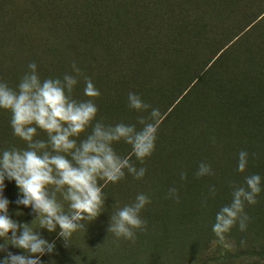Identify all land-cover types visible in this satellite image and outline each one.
<instances>
[{"label": "rangeland", "instance_id": "1", "mask_svg": "<svg viewBox=\"0 0 264 264\" xmlns=\"http://www.w3.org/2000/svg\"><path fill=\"white\" fill-rule=\"evenodd\" d=\"M91 1L0 0V81L6 83L4 76L7 75V79L12 78V83L19 82L30 63L37 65L41 80L73 75L72 65L75 64L82 75L77 78L78 84L81 83L78 96L72 94L73 97L85 98L82 93L85 78L91 79L95 87L99 86L100 96L94 100L98 108L97 120L107 125L136 124L138 117H146L147 112L128 108L130 92L159 110L155 149L142 164L135 159L133 163L137 162L138 169H146L139 180L145 192H149L150 179L155 174L157 179H162V197L156 204L151 195L152 202L146 207L145 219L142 217L146 226L143 231H137L134 241L105 234L114 246L103 256L104 264H134L132 253L138 256L141 264H264V88L259 86L263 78L258 77V72L252 74L246 68L248 62L257 63L264 57V46L257 35L248 41L252 55L238 49L237 56L226 62L232 64L230 70L224 65L210 75L211 79L205 77L193 87L199 71L246 30L253 17L240 21L242 14L247 11H253L259 17L264 14V0H255L249 8L246 4L249 0H239L231 5L234 19L239 20V24L221 44L214 40L229 25L228 2H198L199 10H207L212 20L207 21L206 25H210L204 33L198 32L200 39L195 42L191 34H185L184 24L180 22L184 15L182 9L186 8L184 2L164 1L165 21L154 32L142 34L140 31L135 38H128L132 47L130 53L124 55V64L129 80L128 86L121 89V97L108 94V89L101 86L102 67H94L87 73L91 67L89 53L83 56L84 60H74L73 50L85 54L87 45L77 43L78 37L71 39L72 42L66 39L67 36L57 39L61 34L58 28H65L66 32L67 28H75L73 24L57 23L58 13L64 12L66 6L80 21L81 8ZM121 2L113 0L110 5L115 10ZM169 5L175 9L168 11ZM152 16L151 11L142 12L145 20ZM53 29L57 30L53 32ZM54 33L59 34L57 38H52ZM139 44L151 48L155 55L144 54L140 63L132 64V60L139 58L136 53ZM111 46L115 47L113 43ZM131 66L133 71L129 72ZM131 77L137 80L132 83ZM12 83L6 84L12 88ZM218 96L234 97L235 107L218 103ZM242 99L246 102H241ZM4 115L7 112L0 111V119L5 118ZM35 138L45 139V134L38 130ZM16 147H24V144L18 139ZM113 147L121 156L130 152L129 146L122 142ZM240 151L248 153L243 173L236 170ZM201 163L210 166V175L196 176ZM182 172L185 174L183 180L180 178ZM252 174L261 176L262 191L256 197L255 205L245 204L244 213L249 218L246 230L241 232L233 226L225 234L223 243L215 242L217 238L211 228L216 212L230 203L233 188L242 185L244 177ZM129 180L135 182L136 179L126 173L124 182L116 183L110 191L113 195L105 198L104 212L87 223L83 232H74L66 243L55 232L41 230L42 238L55 243L54 252L41 258L42 264H90L88 249L100 241L97 230L103 219L128 203L123 185ZM172 188L176 189L175 198L168 197ZM212 188L215 189L214 197L210 195ZM3 195L9 200L11 219L17 223L32 222L35 217L30 214L31 209L17 207L14 203L17 198L14 182L5 181ZM32 227L35 229L37 224L34 222ZM7 251L21 254L20 250L11 247Z\"/></svg>", "mask_w": 264, "mask_h": 264}, {"label": "clouds", "instance_id": "2", "mask_svg": "<svg viewBox=\"0 0 264 264\" xmlns=\"http://www.w3.org/2000/svg\"><path fill=\"white\" fill-rule=\"evenodd\" d=\"M72 72L41 80L37 65L30 63L15 89L0 81V111L9 113L12 135L24 144L22 148L0 150V264H42L41 258L54 252L55 243L42 238L41 230L55 232L65 243L74 232H83L87 223L104 212L103 188L122 181L125 172L133 179H142L146 169H138L132 158L142 164L155 149L158 109L130 92L128 108L148 115L138 117L136 124L107 125L96 119L94 100L100 92L91 79H84L85 98H73L82 73L75 64ZM38 130L45 139L35 138ZM121 142L130 148L127 156L114 150L113 145ZM247 158L246 151L238 153L237 172L245 171ZM210 174V166H198L197 177ZM180 178H185L183 172ZM6 180L15 184L17 207L31 209L35 217L31 223H17L9 217V200L3 195ZM261 181L259 174H252L233 188L230 203L215 214L211 228L215 242L223 243L233 226L241 232L246 230L249 218L244 213L245 204L257 203ZM210 195L215 196L214 188ZM168 197L175 198L176 189H169ZM148 203L145 194H137L132 203L110 215L107 233L134 241L137 231L146 226L140 213ZM9 247L21 254L7 251Z\"/></svg>", "mask_w": 264, "mask_h": 264}, {"label": "trees", "instance_id": "3", "mask_svg": "<svg viewBox=\"0 0 264 264\" xmlns=\"http://www.w3.org/2000/svg\"><path fill=\"white\" fill-rule=\"evenodd\" d=\"M164 1L166 0H122V4H120L119 7L113 10L112 6L110 5L113 4V0H92L90 3L86 2L85 6L81 8L79 14L80 21H78L77 18H74L69 8L65 6L64 12L62 11V13H58L57 23L61 21L67 24H73L75 25V28H67V32L65 28H58L59 32L61 33L60 37L57 38V35L59 34L54 33L52 35V38L56 37L57 39H63V37L67 36L66 39L72 42L71 39H76V37H78L77 43L87 45L88 52L84 54L80 50H73L72 54L74 60L77 62L81 61L82 59L84 60L83 56L89 53L91 55L89 60V65L91 67L89 70H87V73H89L91 69H94V67H102L104 70L102 74L103 83L101 84V86L108 89V94H114L121 97V89H123L125 86H128L129 80L126 79L128 69L125 67L124 64V55L127 52V54H129L132 47V45H130L128 42V38H132L133 36L135 38L136 35L140 34V31L142 32V34L154 32L157 26L165 21L166 12L163 7ZM179 1H183V5L186 6V8L182 9L184 15H182V19L180 21L184 24L182 27L183 31L186 32L185 34H191L194 41L197 42L200 39L198 32L202 30V32L204 33L205 28L210 25H206V23H208L207 21L212 20L209 14H207V10L201 11L197 6L198 2H204L206 0ZM212 1H217V3L219 2V0ZM221 2H228L227 4H229L227 5L229 25L225 28L224 33L218 35L217 38L214 40L216 44H221L226 39L227 35L230 34L233 29H235L239 24V20L235 21L234 19L233 11L231 10V5L240 1L221 0ZM254 2L255 0L246 1L248 8L253 5ZM170 5L168 6L167 10L173 11L175 7ZM143 11H151L153 16L150 19L145 20L142 17ZM251 17H253L251 19L252 21L249 22V25L247 26L246 30L237 35L235 40L232 41L229 45H225L226 47L223 45L224 48L219 53L217 58L213 60L208 66L205 65L202 68L203 71H199V75H197L193 87L199 85V83H201L202 79L205 77L211 79L213 76L212 74H215V71H217L224 65L227 70H230L232 64H226V62L229 60H233V58L237 56L238 49H241L244 54L252 55V47H248V41L254 35H257L258 40L261 41L260 44L264 46V14L259 17L255 14V12L247 11L242 14L240 21L249 19ZM143 24L145 26H143ZM54 30L57 29H53V32ZM10 36L12 38V35ZM117 42H121L122 44ZM112 43L113 45H115V47L111 46ZM136 53L138 54L139 58L132 60L134 58L132 57V64H134V62L140 63V60L142 61L144 59L142 58L144 54L148 53L155 55L151 48H147L145 45L141 44L138 45ZM246 68L252 74H256V71L258 72V77L263 78V86L261 84H259V86L260 88H264V57L262 59H259L257 63L248 62ZM131 71H133V66H131V68L129 69V72ZM4 77L5 82L7 84L12 83V78L7 79V75H5ZM136 77H131L132 83L137 80ZM114 79L117 80L114 81ZM17 84L18 82L15 80L12 83V88L15 89ZM80 84H77V86L74 88V96H78V86H80ZM83 87L84 85H82V93ZM96 88L99 90V86ZM73 98L77 99L76 97ZM116 98L119 99L118 97ZM216 99L218 103H221L226 106H231L232 108L235 107L234 97L225 98L218 96L216 97ZM241 102L245 103L246 101L245 99H242ZM9 119L10 115L8 112L5 118L0 119V150L10 147H16V142L18 138H15L12 135V130L9 127ZM133 160L134 158H132V163ZM135 163L137 162H134V164ZM126 173L127 172H125V174ZM123 182L124 179L120 181V183ZM131 182L134 181L129 180L127 183H124V185L121 184L124 186L123 191L127 198V204L132 203L135 196L140 193L145 194L149 198L150 203L152 202V194L154 196L156 204L161 199L163 194L162 179H157V174H155V176L150 179V193L145 192V190H143V185L139 184V180H135L134 184H132ZM114 185L115 184L109 183L106 187L103 188L104 198H108L113 195L110 194V191ZM129 185L131 186L130 188ZM150 203H148L147 205H149ZM147 205H145V207L140 213V216L141 218L143 217V219H145V210ZM109 218H104L101 224H104L105 226L101 225V228L97 230V232H100V241L95 246L90 247L88 249L87 257L89 260L88 263L90 264H104L103 256L106 255L110 251L109 249L113 248L114 246V242H111L108 236H105V234L108 235L107 224L109 223ZM137 257L138 256L135 253H132V259L134 261L133 263L141 264L140 260L137 259Z\"/></svg>", "mask_w": 264, "mask_h": 264}]
</instances>
